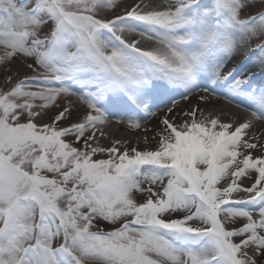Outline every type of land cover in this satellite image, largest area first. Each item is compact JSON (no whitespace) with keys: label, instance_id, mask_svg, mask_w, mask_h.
Instances as JSON below:
<instances>
[{"label":"snow or ice","instance_id":"1","mask_svg":"<svg viewBox=\"0 0 264 264\" xmlns=\"http://www.w3.org/2000/svg\"><path fill=\"white\" fill-rule=\"evenodd\" d=\"M0 264H264V0H0Z\"/></svg>","mask_w":264,"mask_h":264},{"label":"bare ground","instance_id":"2","mask_svg":"<svg viewBox=\"0 0 264 264\" xmlns=\"http://www.w3.org/2000/svg\"><path fill=\"white\" fill-rule=\"evenodd\" d=\"M152 123H155V121H153ZM151 135V134H150Z\"/></svg>","mask_w":264,"mask_h":264}]
</instances>
